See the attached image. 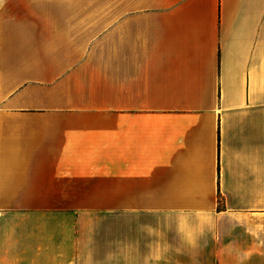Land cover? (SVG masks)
Masks as SVG:
<instances>
[{
  "label": "crops",
  "instance_id": "0c3cea01",
  "mask_svg": "<svg viewBox=\"0 0 264 264\" xmlns=\"http://www.w3.org/2000/svg\"><path fill=\"white\" fill-rule=\"evenodd\" d=\"M0 264H264V0H0Z\"/></svg>",
  "mask_w": 264,
  "mask_h": 264
}]
</instances>
